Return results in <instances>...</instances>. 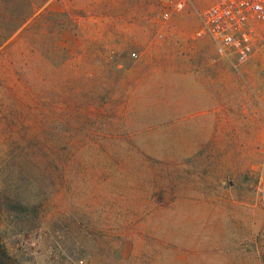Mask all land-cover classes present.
Here are the masks:
<instances>
[{
  "label": "rangeland",
  "instance_id": "rangeland-1",
  "mask_svg": "<svg viewBox=\"0 0 264 264\" xmlns=\"http://www.w3.org/2000/svg\"><path fill=\"white\" fill-rule=\"evenodd\" d=\"M184 1L0 0L9 264H264V25L237 66Z\"/></svg>",
  "mask_w": 264,
  "mask_h": 264
},
{
  "label": "built area",
  "instance_id": "built-area-1",
  "mask_svg": "<svg viewBox=\"0 0 264 264\" xmlns=\"http://www.w3.org/2000/svg\"><path fill=\"white\" fill-rule=\"evenodd\" d=\"M169 2L174 11L181 10L185 5L184 0ZM161 18L167 20L169 13H163ZM253 22L264 25V0H215L202 16L198 36H207L218 56L230 58L239 66L251 58L255 49ZM261 195L264 198V178Z\"/></svg>",
  "mask_w": 264,
  "mask_h": 264
},
{
  "label": "trees",
  "instance_id": "trees-1",
  "mask_svg": "<svg viewBox=\"0 0 264 264\" xmlns=\"http://www.w3.org/2000/svg\"><path fill=\"white\" fill-rule=\"evenodd\" d=\"M0 264H9L5 247L0 244Z\"/></svg>",
  "mask_w": 264,
  "mask_h": 264
}]
</instances>
